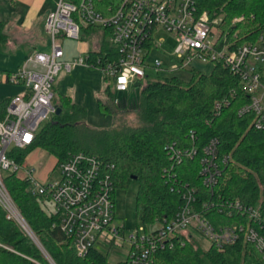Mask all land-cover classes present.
<instances>
[{
	"label": "built area",
	"instance_id": "1",
	"mask_svg": "<svg viewBox=\"0 0 264 264\" xmlns=\"http://www.w3.org/2000/svg\"><path fill=\"white\" fill-rule=\"evenodd\" d=\"M56 8L45 18V30L50 37L51 51L35 50L30 53L16 72H0L5 81L23 85L26 92L8 99L6 112L0 117V209L8 218L15 219L31 237L42 253L55 264L32 232L14 202L5 179L18 174L27 179L29 190L56 205L54 212L60 218L61 230L72 239L79 256L84 257L99 240L107 239L119 246L128 245L125 260L129 264H151L159 249H171L180 234L198 233L218 249L240 240L255 246L264 261V207L244 204L240 199L216 203L215 206L242 220L217 227L209 217L196 209L197 187L183 193L184 203L172 218L157 219L154 223L139 226L127 238L125 224L116 212L115 184L110 164L95 154L72 153L57 161L61 179L44 183L35 177L34 167L19 161L18 151L31 147L41 126L57 111L55 81L62 69L71 72L79 65L97 67L106 78H113L117 91H126L131 84L148 77L147 69H161L162 62H148L151 52L161 45L156 41L161 31L173 34L177 46L173 53L178 67L198 60L202 63L221 62L239 77L249 102L238 109L239 116L250 115L257 129H264V31L240 42V29L233 33L224 30L221 18L212 19L209 12L199 11L197 0H54ZM255 19L254 14H241L232 19L238 25ZM96 28L93 34L97 49L106 40L117 52L93 58L90 51L85 57L62 60L63 38L82 40L87 29ZM99 33V35H95ZM230 33V34H229ZM249 35V34H248ZM84 40V39H83ZM228 99L219 100L215 111L220 113ZM172 148V161L198 156L199 173L207 187H214L222 175V165L229 156H220L218 139L212 138L201 153L196 148ZM4 170H11L3 175ZM22 174H21V173ZM235 218V217H234ZM158 223V226L156 225ZM0 246L25 256L33 264L42 261L21 254L12 247Z\"/></svg>",
	"mask_w": 264,
	"mask_h": 264
},
{
	"label": "trees",
	"instance_id": "2",
	"mask_svg": "<svg viewBox=\"0 0 264 264\" xmlns=\"http://www.w3.org/2000/svg\"><path fill=\"white\" fill-rule=\"evenodd\" d=\"M197 5L199 11H208L212 19L221 18L224 30L231 34L239 28L240 42L264 31V0H197ZM244 13L254 14L255 19L231 24L234 17ZM6 26L7 21L0 19V48L9 41ZM96 32V28L87 29L83 39ZM106 52L117 56L103 39L101 49L91 50L90 54L96 58ZM141 86L138 106L120 111L115 109V93L108 84L107 100L99 98L98 105L116 117L110 128L88 125V110L83 104L55 103L61 112L56 111L41 126L31 147L18 151L19 161H25L36 147L55 154L59 161L77 152L99 156L110 164L116 188L127 187L131 180L138 181L137 219L145 225L175 216L184 203L183 193L194 186L198 188L196 209L217 227L233 224L234 219L242 220L236 214L221 212L215 205L222 201L240 199L244 204L262 203L264 207V129L252 126L250 115H238V109L249 102L238 76L217 62L210 73L193 69L189 81L173 75L143 81ZM60 96L63 101L67 99L66 95ZM223 99H228L229 104L217 113L215 104ZM7 101L0 104V117L5 115ZM130 113L134 114L135 124L125 119ZM212 138L218 139L219 155L229 158L222 165L218 183L207 187L199 173V157L185 156L181 162L172 161L171 146L182 151L194 147L201 153ZM5 182L18 210L55 264H129L127 260L110 261L97 247H92L84 257L79 256L72 239L61 230L59 216L43 208V199L29 190L27 179L10 174ZM204 203L216 204L204 207ZM179 237L173 248L157 250L151 264H264L255 246L244 240L223 249L213 245L203 249L194 233ZM0 243L51 264L4 209H0ZM0 264L33 263L0 246Z\"/></svg>",
	"mask_w": 264,
	"mask_h": 264
},
{
	"label": "rangeland",
	"instance_id": "3",
	"mask_svg": "<svg viewBox=\"0 0 264 264\" xmlns=\"http://www.w3.org/2000/svg\"><path fill=\"white\" fill-rule=\"evenodd\" d=\"M55 8L54 0H44L33 5L22 0H0V19L7 21L6 32L9 34V41L0 48V72L6 73L8 70L16 72L19 69V65L24 63L28 55L35 51L34 49L45 52L51 51L50 37L45 30L44 22L48 12ZM18 32H24L26 35L34 32L37 38L35 44L27 42V40L23 42V37L17 35ZM95 35H99V33ZM161 38L163 39L161 45L154 49L148 57L150 65L155 59H159L162 62L161 69L157 71L155 68H148V78L144 82L173 75L189 81L192 77L193 69L205 73H210L213 70V62L202 63L198 60L187 63L185 67L177 68L179 63L172 58L178 43L177 38L165 31L157 34L156 41L159 42L158 40ZM61 42L64 50L62 60L85 57L88 50L97 49L93 34L87 36L84 40L65 37ZM13 45L17 46L14 50ZM108 84H110L111 90L115 93V109L120 111L131 110L138 106L142 95V86L131 84L126 91H117L113 78H106L103 71L97 67L83 65L75 67L71 72H67L65 69L60 71L55 81L54 102L62 104L63 102L71 103V101H75L83 104L88 110L85 119L88 125L96 128H110L114 125L116 117L103 111L98 105L99 98L107 100L105 89ZM25 92V86L7 82L3 77H0V104L10 97L21 95ZM60 95H66L67 99L61 100L62 97ZM125 119L129 123L135 124L136 119L133 113L126 115ZM57 161L58 158L55 154L41 147H36L27 155L25 164L36 169L34 175L40 181L55 183L61 179V171L57 166ZM2 173L3 175H8L11 170H4ZM138 184L137 180H131L127 187H117L115 190L116 212L125 224L124 235L126 238L138 228V225H145L144 222L137 219ZM41 205L49 213L56 211L55 203L49 200L41 201ZM156 225L158 226V223ZM194 235L203 249H207L210 246V242L203 236L196 232H194ZM96 246L112 262L125 260L129 250L128 245L119 246L102 238Z\"/></svg>",
	"mask_w": 264,
	"mask_h": 264
},
{
	"label": "crops",
	"instance_id": "4",
	"mask_svg": "<svg viewBox=\"0 0 264 264\" xmlns=\"http://www.w3.org/2000/svg\"><path fill=\"white\" fill-rule=\"evenodd\" d=\"M24 1L25 3H29L31 5L35 4V3H38V2H41V1H44V0H22ZM7 33V32H6ZM8 34V33H7ZM9 35V34H8ZM17 35H21L23 37V42H25L27 40V42H31L33 44H35L36 42V36H35V33L34 32H31L29 33L28 35H26L24 32H18ZM17 46L16 45H13V50L16 48ZM20 47V46H19ZM34 50H37V49H34ZM88 51H91V50H88ZM22 64L19 65V67L21 66ZM10 71V70H8ZM11 98V97H10Z\"/></svg>",
	"mask_w": 264,
	"mask_h": 264
},
{
	"label": "water",
	"instance_id": "5",
	"mask_svg": "<svg viewBox=\"0 0 264 264\" xmlns=\"http://www.w3.org/2000/svg\"><path fill=\"white\" fill-rule=\"evenodd\" d=\"M142 85V83L141 82H137V83H135V86H141ZM61 112V108H58L57 109V113L59 114ZM134 179L136 178V177H133Z\"/></svg>",
	"mask_w": 264,
	"mask_h": 264
}]
</instances>
